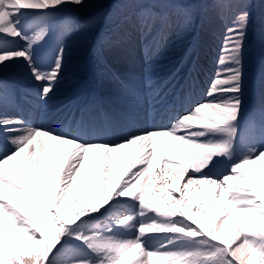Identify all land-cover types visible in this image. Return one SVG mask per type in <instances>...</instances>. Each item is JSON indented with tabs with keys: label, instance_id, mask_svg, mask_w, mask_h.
Instances as JSON below:
<instances>
[{
	"label": "snow or ice",
	"instance_id": "obj_1",
	"mask_svg": "<svg viewBox=\"0 0 264 264\" xmlns=\"http://www.w3.org/2000/svg\"><path fill=\"white\" fill-rule=\"evenodd\" d=\"M231 6L238 10L228 29L227 76L214 80L213 99L165 127L135 129L145 98L134 77L120 82L128 104L116 115H82L63 130L0 115L11 145L0 151V264H264V55L258 99L245 113L250 14L247 0ZM88 7L87 0H0V72L23 60L46 100L61 79L65 41L87 42L98 27L95 14L81 18ZM123 7L132 11L101 40L99 54L125 48L133 32L155 33L159 39L144 44L149 59L170 29L191 28L197 6L125 0ZM157 96L160 90L147 99ZM10 98L0 80V101Z\"/></svg>",
	"mask_w": 264,
	"mask_h": 264
},
{
	"label": "rangeland",
	"instance_id": "obj_2",
	"mask_svg": "<svg viewBox=\"0 0 264 264\" xmlns=\"http://www.w3.org/2000/svg\"><path fill=\"white\" fill-rule=\"evenodd\" d=\"M124 2L125 0H87L89 7L81 12L80 16L83 18L84 16L95 14L99 22L98 27L93 30L87 42L83 41L79 36H73L71 37L72 39H68L73 43L71 45L72 49L68 48L66 44L69 43L65 41V54L69 52L61 73L65 78L61 77L60 80H63L58 81L54 92L50 93L46 100L41 99L40 95L43 82L33 81L26 66L19 67L17 72H19L20 77L27 82L30 81V86L22 89L23 94L27 96L26 101L25 99L23 100L26 104L20 109L18 108L20 117L23 120L34 126L32 121L22 116L24 115L23 112L28 111L29 104L33 102L39 103L38 119L48 110L47 108L52 106L51 100L54 99V102H56V97L57 99L64 98L65 104H69L71 102L70 97L74 95L81 97L78 98L79 102L73 105L74 108L70 113L74 111L83 113V110L85 111L83 115H92L93 117V114L90 113L91 110L102 111L106 109V106L100 101L102 80H108L110 77L113 78V76L117 78V73H121L122 69L116 63L117 61L109 60L107 57L113 54L112 50L117 52V48L110 51L106 50L103 54H99L97 49L101 40L106 38L111 30L119 26L121 14H127L132 11L123 7ZM177 2L197 6L194 13V21L189 30H185L179 26L170 29L163 39L158 54L149 59L145 58L144 44L150 42L154 36L159 39L155 33L143 38L140 35L136 36L135 40H139L138 45L132 44V39H134L132 38L125 48H120L122 53L135 57L132 61L135 60L134 62H136L137 60V63L140 64L139 66L143 64L144 72L139 71L138 74H132V76H137L135 82L139 78L145 83L147 90L144 96L148 98L154 90H160V96L156 97V102H151L146 98L149 105L148 112H153V114L150 116V119L147 118L145 121L146 117L141 116L140 119L144 123L142 130L162 127V125L167 126L172 120L171 113L183 114L194 103L213 99L214 97L208 96V92L214 80L227 76L226 69L229 66L228 52L226 51L227 37L229 36L228 29L233 27L232 22L236 11L235 7L231 11L229 6L235 5L237 0H177ZM220 4L229 6L220 7L218 6ZM247 11L250 14V23L244 42L242 69L244 73L242 98L245 113L253 109L260 91V89H256V86L259 82L260 74L259 61L261 56L264 55V0H247ZM180 20V17H172L173 24L175 25H178ZM132 23H135V17L132 18ZM206 24L214 26L217 30L213 33H207ZM38 29L39 25L32 26V30ZM133 35L134 32L132 37H134ZM8 46L12 45L9 44ZM20 46H23L22 41L20 42ZM56 49L57 41L55 38H52L44 50L47 55V63L49 57H51L50 55L56 54ZM113 73L116 74L112 75ZM81 76H84V78ZM154 77L156 78L155 81L152 80ZM149 80L158 83V85L156 87L146 85V82ZM73 85L77 89V93L75 94L69 90ZM68 87L69 89H67ZM112 97L114 101L118 99L117 102H122L120 108L126 110L128 98L124 96L123 92H121V96L118 94ZM95 98H97V101H94ZM81 104L86 105L83 106ZM69 107L71 108L72 104L67 105V109ZM9 108L6 109V113L16 110L14 107ZM1 110L3 109H0V115H3ZM74 119L78 118L73 117L69 121L64 118L62 122L57 124V130H63L64 126ZM136 123H138V120ZM160 124L161 126H159ZM0 131L2 132L3 130ZM257 167L261 168L260 165H257ZM261 172L264 174V168H261ZM205 194L207 197V186H205Z\"/></svg>",
	"mask_w": 264,
	"mask_h": 264
},
{
	"label": "bare ground",
	"instance_id": "obj_3",
	"mask_svg": "<svg viewBox=\"0 0 264 264\" xmlns=\"http://www.w3.org/2000/svg\"><path fill=\"white\" fill-rule=\"evenodd\" d=\"M229 8L231 9V11H233V9L232 8H234V7H232V6H229ZM238 9H236V11H237ZM230 11V10H229ZM235 11V12H236ZM205 25V24H204ZM203 26V25H202ZM201 26V27H202ZM125 28L126 29H128V30H131V26L130 25H126L125 26ZM206 28H207V33H213V32H215L217 29L214 27V26H211V25H209V24H206ZM113 30H121L120 28H119V26L118 27H116L115 29H113ZM113 30H111V31H113ZM110 31V32H111ZM225 34V33H224ZM134 37H132V38H134V39H132V44L133 45H138V43H139V40L138 39H136L135 40V37L136 36H139V34L138 33H135L134 32V35H133ZM224 36V35H223ZM135 49V48H134ZM117 52H115V51H113L112 50V55L109 57V56H107L108 58H109V60H114V61H117L116 63H118L120 66H121V69H122V71H121V73H117V78L115 77V76H113V78H109L108 80H102L103 82V84H102V88H101V95H100V101L101 102H103V104H104V106H106V109L105 110H102V111H97L96 109H93V110H91V114H93V117H96V118H99V117H101L102 115H104V114H107V115H110V116H112V115H116L117 113H119V112H121V111H125V110H123V109H121L120 108V105L122 104V102H120V101H118L117 102V100L118 99H115V101L113 100L114 98L112 97L113 95H120L121 96V92H122V88H121V81H126L127 79H130V78H136L137 76L135 75V76H132V74H138V72L139 71H141L142 73L144 72V69H143V64L141 65V66H139L140 64H138L137 63V60H136V62H134L135 60H133L132 61V59H135V57H133L132 55H129V54H127V53H122V51H121V49L120 48H117ZM48 53V52H47ZM109 53V52H108ZM69 56V53H67V54H65V58H64V62L67 60V57ZM54 57H55V55L53 54L52 55V57H51V62H52V60L54 59ZM138 57V56H137ZM136 57V58H137ZM70 59V58H69ZM138 59V58H137ZM20 66H26L25 65V63H24V61H22V63L19 65V67ZM156 69V68H155ZM159 69V68H158ZM18 70H19V68H18ZM17 70V71H18ZM153 71V70H152ZM161 71V70H160ZM14 73V72H13ZM12 73V74H13ZM78 73V72H77ZM164 73H166V72H164ZM114 74H116V73H113L112 75H114ZM160 74V73H159ZM84 75V74H83ZM166 75V74H165ZM170 75V74H169ZM169 75H167V76H169ZM155 76V75H154ZM158 76V75H157ZM14 77H17L18 79L15 81V83L17 84V85H23V86H26L27 85V82H26V80H24V79H22L21 77H20V75H19V72H17L16 74H14ZM61 77L62 78H65L64 76H63V74L61 75ZM81 77H83L84 78V76H81ZM87 77V76H86ZM85 77V78H86ZM88 77H89V75H88ZM159 77V76H158ZM157 77V78H158ZM33 79V78H32ZM95 79V78H94ZM93 79V80H94ZM63 80V79H62ZM62 80H60V81H62ZM89 80V79H88ZM87 80V81H88ZM152 80H156V78L154 77V78H152ZM33 81H34V79H33ZM128 81V80H127ZM151 80H149V81H147L146 82V85L148 84V85H150L149 84V82H150ZM8 82H10L11 84L10 85H12L13 83H12V81H8ZM28 82H30V81H28ZM90 82V81H89ZM93 82V81H92ZM94 83V82H93ZM136 83V86H137V88H138V90L140 91V93H141V95L145 98V102L143 103V105L141 106V108H140V114H139V119H138V123H135V125H134V127H135V129L136 130H142V128H144V123H143V121H142V119H140L141 118V116L142 117H146L145 119H144V121L147 119V118H149V116L151 115V114H153V112H148V100L146 99L147 98V96L145 97L144 96V93H146V90H147V88H145V83L143 82V80L141 79H137V81L135 82ZM16 84H14V86L16 85ZM86 85V84H85ZM98 85V84H97ZM151 85H153V86H155L156 87V85H158V83H154V82H152L151 81ZM92 86V85H91ZM159 87V86H158ZM71 88V87H70ZM67 89H69V87L67 88ZM157 89V88H156ZM256 89L257 90H259L260 89V85H259V82L257 83V86H256ZM70 91H71V93L73 92L74 94L75 93H77V89H75V85H73L72 86V88L71 89H69ZM91 90H92V88H91ZM98 90H99V88H98ZM100 91V90H99ZM92 92V91H91ZM71 93H69V94H71ZM94 93V92H93ZM92 93V94H93ZM74 94H72V95H74ZM85 94V93H84ZM59 98V97H58ZM78 98H81V97H78L77 95H74V96H72V97H70V99H71V102L69 103V104H72V107L70 108L69 107V109H67V105H69V104H65L64 102H65V99L64 98H62V99H57V97H56V99H55V101L56 102H54V99L53 100H51L52 101V106L51 107H49V108H47L48 110L47 111H45L42 115H41V117H39L38 119H37V116L39 115V110H38V108H39V103L38 102H33L32 104H29V106H28V111L27 112H23V114L24 115H22L24 118H27V119H29V121H32L33 122V124H34V126H37V127H46V128H53V129H55V130H57V124L58 123H60V122H62V120L64 119V118H66V120H71L73 117H77V118H80L82 115H83V113L85 112V111H83L82 110V112L83 113H77V112H72V113H70V111H72L73 110V105L76 103V102H79V99ZM93 98V97H92ZM19 101L21 100V97L18 99ZM94 101H97V98H95L94 99ZM99 102V101H98ZM25 104L26 103H24L23 101H20V106L22 107V106H25ZM65 104V105H64ZM31 105V106H30ZM51 105V104H50ZM81 105H83V106H85L86 104H81ZM102 105V104H101ZM9 106V105H8ZM20 107V108H21ZM94 107V106H93ZM25 108V107H24ZM26 108H27V106H26ZM84 108V107H83ZM0 109H3V108H0ZM127 109V108H126ZM9 110H11L10 108H9ZM26 110V109H25ZM75 110H77V109H75ZM184 111V110H183ZM1 112H3V115L4 114H6V115H8V116H15V117H20V111L19 110H15V111H13V112H10V113H6V110L5 109H3V110H1ZM65 113H66V115H65ZM69 113V114H68ZM170 114V113H169ZM172 115V118H174L176 115H177V113H172L171 114ZM85 116H88V115H85ZM92 116V115H91ZM152 116V115H151ZM170 117V116H169ZM20 118H22V117H20ZM23 119V118H22ZM150 119V118H149ZM140 122V123H139ZM67 125V124H66ZM162 127H163V125H162ZM14 135V134H13ZM7 136H8V134H5L3 131L1 132L0 131V151H7V150H9V149H11V145L10 144H8V142H7ZM116 139V137H111L110 138V140H115Z\"/></svg>",
	"mask_w": 264,
	"mask_h": 264
}]
</instances>
